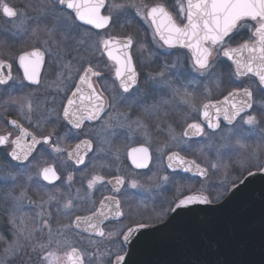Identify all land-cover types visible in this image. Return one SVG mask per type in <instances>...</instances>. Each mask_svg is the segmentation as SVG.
<instances>
[{
	"label": "snow or ice",
	"instance_id": "obj_1",
	"mask_svg": "<svg viewBox=\"0 0 264 264\" xmlns=\"http://www.w3.org/2000/svg\"><path fill=\"white\" fill-rule=\"evenodd\" d=\"M0 20L36 41L0 56V97L20 116L7 121L15 135L0 134V264H128L150 230L264 176V0H0ZM137 20L144 39L112 34ZM153 132H166L155 161ZM205 150L207 163L188 158ZM57 216L67 223L54 227Z\"/></svg>",
	"mask_w": 264,
	"mask_h": 264
},
{
	"label": "water",
	"instance_id": "obj_2",
	"mask_svg": "<svg viewBox=\"0 0 264 264\" xmlns=\"http://www.w3.org/2000/svg\"><path fill=\"white\" fill-rule=\"evenodd\" d=\"M126 259L128 264H264V176L248 178L223 204L150 230Z\"/></svg>",
	"mask_w": 264,
	"mask_h": 264
},
{
	"label": "flooded vegetation",
	"instance_id": "obj_3",
	"mask_svg": "<svg viewBox=\"0 0 264 264\" xmlns=\"http://www.w3.org/2000/svg\"><path fill=\"white\" fill-rule=\"evenodd\" d=\"M10 3L13 4H23L26 3L27 0H9ZM171 3V0H170ZM11 28L10 25H5L3 20H0V56H2L3 58L7 59L8 57H15L18 54H22L23 51H30L32 50V47L34 45H36V41L32 40V39H27V38H22L19 36H14L12 34V31H10L9 29ZM144 24L142 21L137 20L136 23H134L130 28H128L127 30L121 29L119 27H115L112 29V34L116 35L117 37H122L128 33L133 34L138 40L140 39H144L145 37V32H144ZM103 60L107 63L108 67H105L103 64L101 65V71L105 76L111 77L114 75V71L111 68L112 62L111 61H107V57H104ZM9 63L12 64V69L11 72L13 74V77L18 81L19 79H21L23 77V69H21L19 67L18 61L16 60H8ZM5 72H7V69L4 70ZM39 73H40V78L42 83L44 84H48L51 85L52 81L55 80V73H54V66L51 65L48 61V57H45V63L41 66V68L39 69ZM95 81L96 86L99 89V84L100 81L96 80V78H93ZM78 82V81H77ZM11 83V82H10ZM227 91V90H226ZM225 91V94H226ZM70 94V93H69ZM38 95H40L41 97H43L44 93L41 92ZM222 98V97H219ZM6 99L5 97H0V134L6 133L8 131H12L13 135L16 134L15 129H13L11 127V125L7 124L8 120L11 119H20L19 116V112L18 109L15 106H5L3 104V100ZM7 107V110H6ZM173 117L174 118H178V114L177 113H173ZM22 123H26L24 121H21ZM166 125L164 123H161V128H165ZM52 129L49 127L47 128V131H51ZM179 131V128L177 129ZM86 138V137H81V139ZM166 140V132H160V133H156L153 132L152 133V141H153V145H152V149L151 151L153 152L154 155V161H155V150H156V146L157 145H161L165 142ZM78 140H73L71 141L72 146H75V143H77ZM142 143V141L140 140L139 137L135 138L134 141L131 143L130 146H140ZM128 144V141L125 137H121V139L118 141V146L123 150L125 148V145ZM210 151V150H207ZM3 157V153L0 152V158ZM189 159H197V162H200L202 164H204V159L202 156H200V152H193L191 154H189L188 156ZM202 158V159H200ZM202 160L201 161H199ZM210 159V156H209ZM53 161H49V163H52ZM83 167V166H81ZM122 167L126 170V171H137V172H147V169L145 170H135L132 168L131 165V161L124 158L123 162H122ZM151 167V165H150ZM88 171H91V169H88ZM87 174V172L85 173ZM177 178L185 185H191L193 187V190H197L199 189L200 185H199V179L198 177H191L190 174H185V173H179L177 174ZM77 183L75 185V187H80V176L79 174H77ZM59 183V182H57ZM81 194H83V192H81ZM33 197L36 200H40L42 196H44L45 194L43 193H32ZM172 197V191L169 192H165L162 194V199L167 200L170 199ZM100 196L99 194L96 195V199L99 200ZM55 215V214H54ZM61 223H67V221L63 218V217H59L57 216L54 222V227L58 226ZM19 264V262H18Z\"/></svg>",
	"mask_w": 264,
	"mask_h": 264
},
{
	"label": "rangeland",
	"instance_id": "obj_4",
	"mask_svg": "<svg viewBox=\"0 0 264 264\" xmlns=\"http://www.w3.org/2000/svg\"><path fill=\"white\" fill-rule=\"evenodd\" d=\"M146 2H148V3H155V2H157V0H146ZM207 150H205V154H201L200 153V156H202L203 158L205 157V159H204V162L205 163H207L208 162V160H209V155H207ZM200 159H202V158H200ZM199 159V161H201L202 162V160H200ZM2 246H0V252H2ZM18 263V262H17Z\"/></svg>",
	"mask_w": 264,
	"mask_h": 264
},
{
	"label": "trees",
	"instance_id": "obj_5",
	"mask_svg": "<svg viewBox=\"0 0 264 264\" xmlns=\"http://www.w3.org/2000/svg\"><path fill=\"white\" fill-rule=\"evenodd\" d=\"M18 264V263H17Z\"/></svg>",
	"mask_w": 264,
	"mask_h": 264
}]
</instances>
